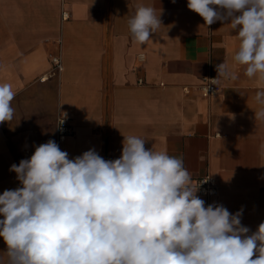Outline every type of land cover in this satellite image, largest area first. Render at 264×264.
Wrapping results in <instances>:
<instances>
[{
	"label": "crops",
	"instance_id": "0c3cea01",
	"mask_svg": "<svg viewBox=\"0 0 264 264\" xmlns=\"http://www.w3.org/2000/svg\"><path fill=\"white\" fill-rule=\"evenodd\" d=\"M138 4L161 12L162 25L143 45L128 26ZM228 24L207 26L187 0H0V84L16 92L13 119L0 124V194L21 187L11 165L48 140L69 159L94 149L115 160L124 136L134 135L146 149L182 157L194 188L213 176L215 198L197 191L205 206L217 200L232 214L243 208L241 224L248 235L257 231L264 223V119L254 118L261 107L254 97L264 80L249 79L236 64L237 79L219 78L217 94L199 89L238 50V30ZM58 52L63 69L50 75ZM61 113L71 131L59 140ZM6 250L0 237V257Z\"/></svg>",
	"mask_w": 264,
	"mask_h": 264
},
{
	"label": "clouds",
	"instance_id": "9594fccd",
	"mask_svg": "<svg viewBox=\"0 0 264 264\" xmlns=\"http://www.w3.org/2000/svg\"><path fill=\"white\" fill-rule=\"evenodd\" d=\"M187 7L207 26L230 20L238 30V50L231 64L216 65L214 83L237 79L236 64L249 79L264 80V0H187ZM160 15L138 4L128 20L133 40L146 43ZM15 95L11 84H0V124L13 119ZM254 99L261 106L254 118L264 119V90ZM145 142L124 136L121 156L105 160L94 149L69 159L48 140L11 165L21 187L0 194L7 245L0 264H264V223L248 235L243 208L206 207L183 158Z\"/></svg>",
	"mask_w": 264,
	"mask_h": 264
},
{
	"label": "built area",
	"instance_id": "2783aa9c",
	"mask_svg": "<svg viewBox=\"0 0 264 264\" xmlns=\"http://www.w3.org/2000/svg\"><path fill=\"white\" fill-rule=\"evenodd\" d=\"M61 15L62 18H66L68 16L66 11H62ZM50 60H51V68L49 70L50 75H54L63 69V62L59 52L51 55ZM42 78L44 79L45 77ZM199 89L202 96L209 97L217 94L220 91V86L217 83H214L213 79L207 78L204 79L203 82L200 84ZM61 118H62V113L57 117V121H56V132L59 140L64 139L65 136L69 134L71 131L68 116L66 115V119L64 123L59 125V120ZM195 186L196 188L199 187L198 189L199 192L205 196L215 198L218 194L217 182L215 178L210 174H205L204 176L200 177L196 181ZM213 203L218 204L217 200H212L209 202V204H213Z\"/></svg>",
	"mask_w": 264,
	"mask_h": 264
}]
</instances>
